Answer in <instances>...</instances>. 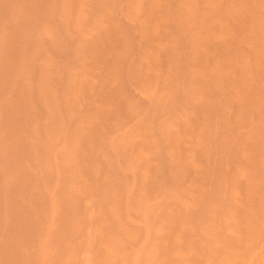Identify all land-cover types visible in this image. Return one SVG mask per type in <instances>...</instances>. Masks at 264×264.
Here are the masks:
<instances>
[{"label": "bare ground", "instance_id": "1", "mask_svg": "<svg viewBox=\"0 0 264 264\" xmlns=\"http://www.w3.org/2000/svg\"><path fill=\"white\" fill-rule=\"evenodd\" d=\"M0 264H264V0H0Z\"/></svg>", "mask_w": 264, "mask_h": 264}]
</instances>
